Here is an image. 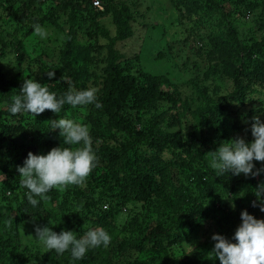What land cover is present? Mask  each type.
<instances>
[{
	"label": "trees",
	"instance_id": "obj_1",
	"mask_svg": "<svg viewBox=\"0 0 264 264\" xmlns=\"http://www.w3.org/2000/svg\"><path fill=\"white\" fill-rule=\"evenodd\" d=\"M169 3L179 21L194 15L191 35L199 27L207 29L196 47L212 67L205 76L212 81L214 76L223 78V91H229L214 101L207 85L199 89L191 81L197 85L202 105L192 112L194 124L187 134L176 130L180 115H171L180 100L178 88L165 75L144 72L135 58L122 59L115 48L117 42L132 36L133 15L125 1L0 0V177L5 181L0 192L4 204L0 207V264H219L214 255L205 262L186 255V240L201 228L209 233L210 216H220L216 223L223 219L233 225L232 220L247 210L264 220V212L251 206L256 200L254 190L264 183V172L255 178L231 173L218 177L208 155L250 126L254 116H264V0ZM211 13L216 15L213 20ZM107 17L114 26L113 35L103 22ZM34 24L47 31L46 43L37 40ZM239 24L252 26L242 38ZM186 43L192 46V36ZM103 50H107L105 59ZM9 54L17 65L15 77L1 68ZM100 63H106L101 72ZM25 64L39 68L45 80L42 86L47 85L58 98L69 86L77 91L89 89L93 80L90 88L97 89L102 108L65 104L58 114L46 110L36 117L12 115L9 107L12 97L20 94ZM50 71L55 72L52 80L46 74ZM64 117L89 127L98 166L85 184L53 189L47 194L50 200L33 207L17 168L23 167L29 152L47 155L52 148L68 147L51 125ZM33 120L34 128L27 130L26 123ZM254 163L257 169L264 168ZM240 177L246 181L248 205L231 193L232 180ZM120 205L136 212L145 209L146 229L138 225L127 237L114 238ZM28 226L32 231L36 226L57 233L73 231L77 238L95 226L104 228L111 242L107 248L89 249L75 261L70 252L58 255L44 246L24 244L21 231Z\"/></svg>",
	"mask_w": 264,
	"mask_h": 264
},
{
	"label": "clouds",
	"instance_id": "obj_2",
	"mask_svg": "<svg viewBox=\"0 0 264 264\" xmlns=\"http://www.w3.org/2000/svg\"><path fill=\"white\" fill-rule=\"evenodd\" d=\"M96 3L98 0H92ZM34 35L46 38L47 31L40 25L34 24ZM49 80L54 79L55 72L46 73ZM97 89L75 90L69 86L68 91L61 97L50 92L47 85H41L33 79L23 80L19 95L12 97L9 112L12 115L30 113L34 117L46 110L54 114L60 113L65 104L86 106L97 102ZM53 129L60 130L63 145L68 147L52 148L47 155H35L29 152L23 167H18L20 185L28 190L27 200L36 207L40 201H48L47 195L51 190L64 191L69 186H81L86 183L92 171L98 166V159L92 147V139L87 125L77 123L72 119H57L51 121ZM251 143L240 136L231 141L223 142L215 152H209L210 167L216 175L231 173L235 176L255 178L264 172V168H256L254 162L264 164V122L254 116L250 126ZM256 200L251 202L253 208L259 207L264 212V183L254 190ZM38 198V199H37ZM242 223L236 229L232 243L228 238L216 234L211 237L215 241L213 254L219 264H264V220H258L247 210L241 212ZM11 222H9V225ZM36 239L47 251H55L58 255L70 252L75 261L85 257L92 248H107L111 236L104 228L89 229L77 238L73 231H52L49 227H35Z\"/></svg>",
	"mask_w": 264,
	"mask_h": 264
},
{
	"label": "rangeland",
	"instance_id": "obj_3",
	"mask_svg": "<svg viewBox=\"0 0 264 264\" xmlns=\"http://www.w3.org/2000/svg\"><path fill=\"white\" fill-rule=\"evenodd\" d=\"M121 1L126 2L133 15V20L130 22V25L132 26V36L122 42H117L115 48L122 59L135 58L144 72L151 75H165L169 81L178 88L180 91V100L176 107L171 110V115L174 117L180 115V121L176 130H180L184 134H187L194 124L192 112L202 105L196 91L197 85H193L191 81H196L198 84L197 88L199 89H202L207 85L209 95L214 101L226 96L229 92L226 88L223 91L221 85V81L224 80L223 78L220 80L217 76H214L215 80L212 81L210 80L211 78L205 76L206 73H209L212 67L210 66L206 55L201 53L198 54L196 47L200 45L199 38L204 36L207 29L199 27L198 31L191 35L190 31L195 28L196 22L194 15H192L191 18H182L179 21L177 18L178 13L169 3V0H115V3L119 4ZM215 17L216 15L211 13V20L215 19ZM248 19L250 21L252 16ZM103 22L113 35L115 29L111 22V18L107 17ZM215 23H218V20ZM250 27L252 26L239 24V38H242V34L244 35ZM190 36H192V46H189L186 43ZM33 39L34 37L30 38V40ZM37 40L46 43V38L41 39L38 37ZM37 40H35V42H37ZM207 47L209 48L211 45H208ZM94 55L97 56V53ZM97 57L94 59L95 63ZM101 57L102 59L107 57V50L102 51ZM15 63L13 55L9 54L1 61L3 72L15 77L18 72ZM105 64L106 63L99 64V72L105 67ZM26 67L28 69H26ZM22 75L24 80L33 79L41 85L45 84V80L40 74L37 66L29 67V65L25 64ZM92 82L93 80L89 82V88L91 87L90 84ZM218 86L220 89L215 92L213 88ZM92 88L94 87L92 86ZM80 113L82 112L80 111ZM64 119H69V117H64ZM260 119L264 122V116H261ZM75 122L79 123L78 121ZM35 124L36 122L34 120L30 123L27 122V130L33 129ZM169 125L172 126V124ZM250 126L245 130L240 131L238 134V136L244 138L248 143L253 141ZM114 143L115 142H112L111 146H114ZM3 184H5L4 178L0 177V192H2ZM230 187L232 189L231 193L236 196V199L240 202L242 201L243 204L248 205L247 201L249 196L246 194L247 187L244 178L240 177L232 180ZM116 203L117 201H113L114 205ZM3 205V202H0V207ZM119 209L121 212L118 217L115 218V221L117 222L112 233L114 238L122 239L127 237L129 231L138 225L141 228L146 229L147 222L145 219V209L136 212L130 207L123 205H120ZM240 210L242 211V207ZM248 213L253 215V212L248 211ZM216 218L217 217L214 218L210 216L211 223L209 224L211 226L209 227V233L206 229L201 228L198 229L195 236L186 240L183 245V250L186 255H189L191 258L195 256L196 259L205 262L210 260L213 255L211 254L215 244V241L211 239L213 235L219 234L232 241L236 229L242 223L240 217L236 216V218L232 220L234 222L233 225L232 223L223 221V219L221 220V224L216 223ZM218 218H220V216ZM83 228L87 229L88 227L84 225ZM90 228L95 229L98 227L92 226L89 227V229ZM21 240L24 244L31 243L35 246L38 245V247L43 246L36 239L35 231L31 230V226L22 228ZM128 256H132V253L129 252Z\"/></svg>",
	"mask_w": 264,
	"mask_h": 264
}]
</instances>
